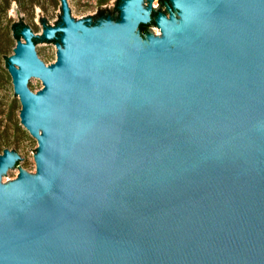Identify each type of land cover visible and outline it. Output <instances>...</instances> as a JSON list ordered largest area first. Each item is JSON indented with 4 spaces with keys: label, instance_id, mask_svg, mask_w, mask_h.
Here are the masks:
<instances>
[{
    "label": "water",
    "instance_id": "water-1",
    "mask_svg": "<svg viewBox=\"0 0 264 264\" xmlns=\"http://www.w3.org/2000/svg\"><path fill=\"white\" fill-rule=\"evenodd\" d=\"M62 1L54 63L3 56L38 148L0 154V264H264V0Z\"/></svg>",
    "mask_w": 264,
    "mask_h": 264
},
{
    "label": "flooded vegetation",
    "instance_id": "flooded-vegetation-1",
    "mask_svg": "<svg viewBox=\"0 0 264 264\" xmlns=\"http://www.w3.org/2000/svg\"><path fill=\"white\" fill-rule=\"evenodd\" d=\"M157 1L161 5H166V0ZM67 3L74 22L81 21L82 27L94 28L107 21L118 22L121 17L120 6L123 0H67ZM156 13L157 11L152 13L151 26L156 25ZM9 14V30L15 43L13 53L19 41L26 42L22 32L28 29L32 34V41L39 59L47 66L50 65L42 58L41 50L55 47L57 60V45L62 44L63 33L59 31L55 37L47 38L45 32L49 29L63 27L62 0H0V20ZM142 26L140 25L139 30L142 37H145L151 26L146 32L142 31Z\"/></svg>",
    "mask_w": 264,
    "mask_h": 264
},
{
    "label": "rangeland",
    "instance_id": "rangeland-1",
    "mask_svg": "<svg viewBox=\"0 0 264 264\" xmlns=\"http://www.w3.org/2000/svg\"><path fill=\"white\" fill-rule=\"evenodd\" d=\"M148 4L149 1L147 0ZM157 0L153 2V8L158 4ZM167 4H160V13L170 16V12L167 8ZM175 16L177 14L174 12ZM10 14L4 16V19L0 20V144L7 146L5 149L15 151L20 155L21 159L18 161L20 168L31 174L36 173V163L32 151L38 148V141L33 137L28 130L20 122V111L22 109L19 96H15L14 85L12 77L6 68V60L12 56L15 43L11 37L9 30ZM148 33L155 35L160 34V30L156 25H153ZM55 47H47L41 50L42 58L48 63H54L56 60ZM29 87L34 92L42 89V83L39 79L32 78L29 82ZM4 149V150H5ZM3 152H0L2 154ZM20 171L18 167L9 169L6 176L3 175L2 183L5 184L7 180H15Z\"/></svg>",
    "mask_w": 264,
    "mask_h": 264
},
{
    "label": "trees",
    "instance_id": "trees-1",
    "mask_svg": "<svg viewBox=\"0 0 264 264\" xmlns=\"http://www.w3.org/2000/svg\"><path fill=\"white\" fill-rule=\"evenodd\" d=\"M162 1H164V0H162ZM169 0H166V2H168ZM151 26V24H148V25H143L142 26V31L143 32H146L147 31V29H148V27H150ZM7 146H5V145H2V144H0V152H3L4 151V149L6 148Z\"/></svg>",
    "mask_w": 264,
    "mask_h": 264
}]
</instances>
